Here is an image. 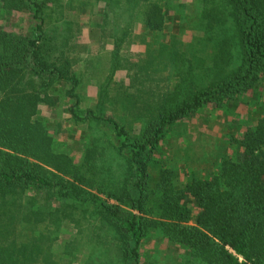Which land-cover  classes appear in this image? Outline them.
<instances>
[{
  "label": "trees",
  "instance_id": "obj_1",
  "mask_svg": "<svg viewBox=\"0 0 264 264\" xmlns=\"http://www.w3.org/2000/svg\"><path fill=\"white\" fill-rule=\"evenodd\" d=\"M58 1L1 0L27 12L28 30L0 26V264H72L81 234L93 252L79 264H156L142 251L154 234L181 248L171 264H264V107L230 133L236 153L223 151L207 175L188 166L180 181L179 168L155 155L181 119L257 90L264 0H197L198 32L188 41L183 0H98L100 32L114 38L111 71L140 22L153 40L132 82L154 83L137 96L118 82L113 97L100 86L90 105L70 22L49 24L47 6ZM46 107L54 117L40 113ZM77 129L74 150L64 137ZM64 224L77 233L60 256L52 244Z\"/></svg>",
  "mask_w": 264,
  "mask_h": 264
},
{
  "label": "rangeland",
  "instance_id": "obj_2",
  "mask_svg": "<svg viewBox=\"0 0 264 264\" xmlns=\"http://www.w3.org/2000/svg\"><path fill=\"white\" fill-rule=\"evenodd\" d=\"M177 2L178 0H174ZM188 3L182 12L184 29L180 32L182 39L188 41L192 35L197 34V30L192 28V21L197 17V0H183ZM49 24L70 22L74 31L71 41L74 42L75 63L74 67L79 74L80 91L84 95L83 104L90 105L96 95L98 87L108 86L110 88L109 97L114 96L115 89L113 82H118L129 93H136L138 87L149 89L154 82L148 80L134 85L132 75L136 64L140 62L141 54L145 51L150 36H145L142 30V24H134L133 36L126 40L117 50L116 55L119 58L121 66L111 71V64L114 55V38L108 28H103L100 32V25L103 26L101 14V2L98 0H60L57 3H51L47 6ZM171 11L167 14V27L164 35L167 36L174 25ZM111 16L112 13H109ZM27 12L24 10H13L4 8L0 0V26L12 28L18 31H27ZM57 21V22H56ZM135 33H141L134 36ZM173 80V77H171ZM174 84V81L172 82ZM172 86V85H171ZM170 86V87H171ZM122 89V88H120ZM62 102V91H59ZM264 107V80L260 83L257 90L246 91L239 94L221 106H214L211 103L205 104L195 113L180 120L176 126L177 133H169L161 144L160 150L155 155L164 157L167 164H175L180 171V181H184V171L186 167H198L204 171L215 170L213 159L219 156L223 151L225 154L233 155L236 153V145L229 140L230 133L240 135L245 128L248 120L254 122L255 116L263 112ZM41 114L48 117H54L56 113L50 111L47 107L40 110ZM121 114V110H117ZM262 114V113H261ZM52 129V127H51ZM105 131L106 136L111 133ZM79 130L72 131L64 137L77 150L75 139L79 136ZM60 139L63 137L58 136ZM111 137V136H110ZM187 150V154H185ZM238 151V150H237ZM204 167H206L204 169ZM77 227L71 224H64L60 232V239L52 244V249L61 256V243L72 239L77 233ZM76 248L73 251L71 259L72 264H79L81 257L85 258L89 251L88 240L82 234L79 237ZM142 251L146 256L156 264H171L170 258L175 253L181 252V248L170 244L166 238L154 234L146 239L142 244ZM63 259V258H62ZM65 262L66 259H63Z\"/></svg>",
  "mask_w": 264,
  "mask_h": 264
}]
</instances>
